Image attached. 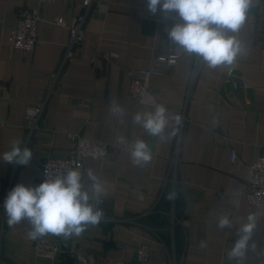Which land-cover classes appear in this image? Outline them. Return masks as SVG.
Instances as JSON below:
<instances>
[{
    "label": "crops",
    "instance_id": "1",
    "mask_svg": "<svg viewBox=\"0 0 264 264\" xmlns=\"http://www.w3.org/2000/svg\"><path fill=\"white\" fill-rule=\"evenodd\" d=\"M81 1L0 0V155L13 140L33 153L27 166L0 160V264H74L77 252L91 254L94 264H136L139 245L150 252L144 264H264V207H248L244 193L247 165L264 154V0H251L244 24L229 33L242 45L235 62L212 68L203 61L192 81L189 57L154 65L155 55L169 51L164 38L180 22L175 13L153 15L147 0L92 5L83 45L64 65L38 129L27 135L25 108L41 100L64 52L66 26L83 12ZM33 8L40 12L41 42L31 51L10 48L18 12ZM56 16L64 25L52 23ZM152 66L162 73L151 77L149 86L168 117L158 136L133 120L157 106L128 97V72ZM112 101L121 114L110 110ZM67 133L112 146L104 160L83 159V188L92 195L91 170L104 190L98 206L105 219L80 236L47 235L61 252L55 259L42 258L23 235L31 228L27 220L9 227L4 201L18 183H41L46 158L69 154L74 142ZM137 140L150 147L146 164L132 161ZM222 217L229 220L224 228ZM251 222V231H242ZM241 240L242 255L230 260L229 251Z\"/></svg>",
    "mask_w": 264,
    "mask_h": 264
},
{
    "label": "clouds",
    "instance_id": "2",
    "mask_svg": "<svg viewBox=\"0 0 264 264\" xmlns=\"http://www.w3.org/2000/svg\"><path fill=\"white\" fill-rule=\"evenodd\" d=\"M250 4L251 0H147V9L153 15L157 11L175 13L180 22L167 30L168 38L184 53L202 57L209 67L215 68L232 65L242 52L240 41L229 33L240 30ZM110 110L114 114L122 113L115 101L111 102ZM133 120L152 136L160 135L168 124L166 109L162 105L154 112L136 113ZM22 145L23 141L13 140L10 149L0 155V160L27 166L33 153ZM131 157L134 164L148 163L152 159L149 145L137 140L131 147ZM88 176L93 181L91 196L84 190L77 168L48 176L34 187L18 183L4 201L7 224L12 227L27 220L31 225L28 233L31 240L47 235L80 236L88 225H98L104 217L103 209L98 206L104 190L91 170ZM92 199L96 204L90 203ZM228 225L227 217L219 220L220 228ZM253 226L254 222H251L242 231L250 232ZM243 248L244 240H241L229 251L228 258L239 257Z\"/></svg>",
    "mask_w": 264,
    "mask_h": 264
},
{
    "label": "built area",
    "instance_id": "3",
    "mask_svg": "<svg viewBox=\"0 0 264 264\" xmlns=\"http://www.w3.org/2000/svg\"><path fill=\"white\" fill-rule=\"evenodd\" d=\"M54 0H38L39 5L49 4ZM110 0H82L79 6L83 12L75 16L67 27L68 37L64 46V52L59 60L57 67L51 72L44 87V94L40 101L35 104L27 105L24 111L25 126L27 135H31L39 127V122L48 100L57 86L61 77L64 65L75 58L77 52L81 49L84 42V24L90 13V8L94 6H107ZM264 9V3L262 4ZM40 20V12L38 9H22L18 12V19L14 29L10 32L8 45L10 48L21 51H31L41 42V37L36 32L37 23ZM52 23L57 26L64 25V20L60 16H56ZM164 43L169 51L157 54L153 61L163 67L174 65L177 59L189 57L192 59V68L190 73V81H192L200 72L203 59L195 54H186L183 50L174 44L168 38V32L165 35ZM105 58H113L115 54L104 53ZM234 68L228 70V76H231ZM162 73L157 67L148 69H132L128 72L129 87L128 97L141 105L157 106L158 101L150 89L149 80L153 76ZM68 140L74 142L73 148L66 157H48L41 164L42 174L40 181L43 182L48 176H55L66 172L68 168H77L81 173V181L83 178V159L91 158L96 160H104L107 154L112 150V146L98 141L82 138L76 134L67 133ZM236 155L231 153L229 161L235 162ZM172 182L175 181L172 176ZM244 193L248 207H264V154L259 156L255 161L247 165L246 177L244 183ZM220 197V194H218ZM92 204H96L94 201ZM0 208H2L0 204ZM103 218L102 220H104ZM31 228L23 231V235L28 237ZM61 252L58 245L46 238L41 237L33 240V253L36 256L48 259H55ZM149 249L147 246L139 245L134 250V258L136 264H144L149 258ZM74 264H94V258L91 254H83L77 252L74 257Z\"/></svg>",
    "mask_w": 264,
    "mask_h": 264
},
{
    "label": "trees",
    "instance_id": "4",
    "mask_svg": "<svg viewBox=\"0 0 264 264\" xmlns=\"http://www.w3.org/2000/svg\"><path fill=\"white\" fill-rule=\"evenodd\" d=\"M166 206H163L162 208H165Z\"/></svg>",
    "mask_w": 264,
    "mask_h": 264
}]
</instances>
